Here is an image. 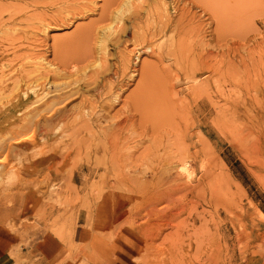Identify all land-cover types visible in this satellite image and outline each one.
<instances>
[{
	"label": "rangeland",
	"instance_id": "374dc122",
	"mask_svg": "<svg viewBox=\"0 0 264 264\" xmlns=\"http://www.w3.org/2000/svg\"><path fill=\"white\" fill-rule=\"evenodd\" d=\"M120 1L0 0V200L28 214L7 224L16 260L45 264L20 250L50 233L53 264H264V0ZM51 80L79 91L53 126L19 104Z\"/></svg>",
	"mask_w": 264,
	"mask_h": 264
},
{
	"label": "bare ground",
	"instance_id": "6f19581e",
	"mask_svg": "<svg viewBox=\"0 0 264 264\" xmlns=\"http://www.w3.org/2000/svg\"><path fill=\"white\" fill-rule=\"evenodd\" d=\"M127 1H129V0H122V2H121V5H120V7L122 6V4L124 5L125 4V6L127 5V4H129V3H126ZM156 1V0H155ZM158 2H160L159 0H157ZM130 2V1H129ZM147 2V1H146ZM145 2V3H146ZM148 3H149V1H148ZM151 3V2H150ZM153 3H155L154 2V0H152V3H151V5L153 4ZM144 4V3H143ZM143 4H141V5H143ZM119 5V4H118ZM117 5V6H118ZM141 5H139V7L141 8H144L143 6H141ZM162 5V4H161ZM176 5V4H175ZM149 6V5H148ZM157 6V5H156ZM159 6V5H158ZM124 7V6H123ZM138 7V6H137ZM137 7H136V9H137ZM117 8V7H116ZM139 8V9H140ZM147 8V7H146ZM8 9H9V6H8ZM119 9H121V8H119ZM138 9V10H139ZM145 9V8H144ZM151 9V8H150ZM149 8H147V10H150ZM153 9V8H152ZM159 9V12H161L160 10V8H158ZM5 10V9H4ZM122 10V9H121ZM141 10V9H140ZM139 10V11H140ZM146 10V9H145ZM146 10V11H147ZM162 10H164L163 8H162ZM120 11V10H119ZM119 11L118 10H115V11H113L111 14H110V21H111V26H112V22H113V20L117 17L116 15H117V13H119ZM138 11V12H139ZM146 11H142L143 13H146V16H147V14L149 13V11H148V13L146 12ZM151 11V10H150ZM154 11V10H153ZM156 11V13H157V10H155ZM138 12H136V14H138ZM158 12V13H159ZM162 12H164V11H162ZM140 13V12H139ZM151 13V12H150ZM141 14V13H140ZM152 14V13H151ZM159 14H161V13H159ZM139 15V14H138ZM145 14H143V16H144ZM156 15V14H155ZM167 15V14H166ZM166 15H163V16H165L166 18H168V23H169V20H170V18L169 17H167ZM116 16V17H115ZM136 16V15H135ZM134 16V17H135ZM148 16H149V14H148ZM159 16V15H158ZM162 16V15H161ZM115 17V18H114ZM145 17V16H144ZM139 18H141V17H139ZM139 18H138V20H139ZM158 18V17H157ZM162 18V17H161ZM165 19V18H164ZM138 20L136 21V19L134 20V21H136V23L138 22ZM157 20V19H156ZM173 20V19H172ZM164 21V20H163ZM163 21H161L162 23H163ZM157 22V21H156ZM166 22V21H165ZM165 22H164V24H165ZM174 22V21H173ZM177 22V21H176ZM164 24H163V27L164 28H166V24H165V26H164ZM174 24V23H173ZM130 25H133L132 23H130ZM136 25V24H135ZM159 25H160V28L162 29L163 27H162V24H160L159 23ZM111 26H110V28H111ZM171 26H172V23H171ZM170 26V27H171ZM173 27V26H172ZM104 28H106L107 30H109V26H108V24H107V26L106 27H104ZM132 28H134L133 26H132ZM106 29H104V30H106ZM129 29H131L130 27H129ZM103 30V29H102ZM113 30V29H112ZM111 29H110V31H112ZM163 30L164 29H162V31L161 32H163ZM101 31V30H100ZM123 31V30H122ZM106 32V31H105ZM115 32V31H114ZM160 32V31H159ZM108 33H109V31H108ZM127 33V32H126ZM132 33V32H131ZM111 34H113V33H111ZM118 34V33H117ZM5 36V35H4ZM100 35L98 34V37H99ZM108 36H109V34H108ZM10 37V36H9ZM103 37H104V35H103ZM120 37V36H119ZM10 38H12V37H10ZM106 38H107V36H106ZM115 39V38H114ZM98 40V39H97ZM103 41V40H102ZM102 41H100V43L102 42ZM109 41V40H108ZM114 41V40H113ZM117 41V40H116ZM111 42V41H110ZM103 43V42H102ZM118 44V43H117ZM147 51V50H146ZM98 52H100L99 50H98ZM129 53V52H128ZM95 54V53H94ZM98 54V53H97ZM130 54V53H129ZM132 54H130V56H131ZM97 56H99V55H97ZM129 56V55H128ZM127 56V57H128ZM130 56L128 57V58H130ZM100 57V56H99ZM117 58V57H116ZM101 59H103V58H101ZM137 59V58H136ZM24 61V60H23ZM105 61V60H104ZM118 61V60H117ZM101 60L99 61V59H97V57H95V59H94V61L92 62V64H96L95 65V67L96 68H101L102 69V65H101ZM106 62V61H105ZM37 63V62H36ZM28 64V63H27ZM91 64V66H93ZM120 64V63H119ZM105 65V64H104ZM34 66V65H33ZM61 66V65H60ZM67 66H68V64H67ZM50 67H51V69H50ZM62 67V66H61ZM86 67V66H85ZM88 67H90V65H88ZM88 67H86V69L88 68ZM115 67V66H114ZM44 68V67H43ZM48 68L50 69L49 71H48V73H52V76H53V81H55V80H66V79H68V78H70L71 77V75H69L70 73H68V70H67V68L65 69L66 70V72L64 71V69H59V67H54L53 68V66H51V65H49L48 64ZM120 68V67H119ZM37 69V68H36ZM74 69V68H73ZM82 69V68H81ZM89 69V68H88ZM116 69L118 70V71H114V73H110V74H112V76L115 78L117 75H119V74H117L118 72L120 73V69H118L117 67H116ZM39 70V69H38ZM42 70V69H41ZM84 71H85V69H83ZM90 70V69H89ZM30 71L32 72V69H30ZM75 71V70H74ZM99 71V70H98ZM35 72V71H34ZM37 72H39V71H37ZM43 72H44V74H45V72H47V70L46 71H44V69H43ZM96 73H97V71H95ZM109 73L110 72V69L109 68H103L102 70H100V73H99V75H101L102 77L104 76V78H105V76H106V74L105 73ZM133 72V71H132ZM40 73V72H39ZM42 73V72H41ZM91 73V72H90ZM96 73H94L93 72V76H94V74H96ZM34 74V73H33ZM105 74V75H104ZM36 75H38V74H35V76ZM45 75H47V73L45 74ZM50 75V74H49ZM86 75V74H85ZM109 75V74H108ZM32 76V75H31ZM34 76V75H33ZM32 76V77H33ZM25 77H26V74H25ZM39 76H37V78H38ZM40 77L42 78V77H45L44 75H40ZM38 78L37 80L38 81H40V80H44V79H46L47 78V76H46V78H43V79H41V78ZM85 77V76H84ZM92 76H89V79H91V80H88V82H87V85H86V87L85 88H88L89 86L91 87V84H93V86H95L96 85V82L98 81V80H100V79H97L98 78V75H97V77H96V75L94 76V77H96L95 79H94V77L93 78H91ZM26 78H30V75L29 76H27ZM50 78V77H49ZM88 78V77H87ZM109 78V77H108ZM35 79V78H34ZM81 79V78H80ZM79 79V80H80ZM51 80V81H52ZM58 80H57V82H58ZM103 80V79H102ZM12 81V80H11ZM16 81H17V79H16ZM48 82V84L50 83V85H52V87H54L55 88V90L53 91H50V92H46V90H45V92H43L42 94H40V95H33L34 97H33V99H28V100H25L24 102H19V104H28V106L29 107H31V106H33L34 107V105L35 104H38V105H35L37 108H40V112H43L42 113V117H41V121L42 122H44V123H50L51 125L52 124H54V123H58L59 121H63V118H65V119H67V117H69L70 115L71 116H73V115H76V112H74V110H71V109H68L67 108V103L68 102H66L64 105H61L62 103H64L65 101H68V99L69 98H71V97H73V96H75L76 94H78V92L79 91H76V92H73V93H65L64 92V90L61 88V90L60 89H57L56 88V86H58V85H54V82ZM82 81V80H81ZM109 82H107V83H109L110 84V80H108ZM18 82V81H17ZM34 82H35V80H34ZM106 82V81H105ZM113 82V81H112ZM76 83V82H75ZM113 84V83H112ZM54 85V86H53ZM84 85V84H83ZM78 86V85H77ZM80 87V86H79ZM36 89H37V87H35ZM53 88V89H54ZM85 88H84V90H85ZM109 88H111V85L109 86ZM44 89V88H43ZM65 89V88H64ZM70 89V88H69ZM9 90H10V88H9ZM34 91H36V90H34V89H31V92L32 93H34ZM2 92H3V90H2ZM8 93V92H7ZM16 93V92H15ZM41 93V92H40ZM46 93V94H45ZM50 93H52V94H54V95H50ZM4 96V95H3ZM2 96V97H3ZM8 96V95H7ZM81 96V95H80ZM23 97V96H22ZM31 98V97H30ZM79 98H81L82 99V97H79ZM83 102V101H82ZM72 105V104H71ZM28 106H26V108L28 107ZM56 106H59V109H61L62 108V113H59V114H53V109L56 107ZM36 108V109H37ZM67 108V109H66ZM79 108H80V106H79ZM84 108V107H83ZM32 109V108H31ZM58 109V110H59ZM75 109V111H76V109L77 108H74ZM32 111V110H31ZM35 111V110H34ZM60 111V110H59ZM78 111V110H77ZM83 111V110H82ZM39 112V111H38ZM36 113V112H35ZM79 113V112H78ZM77 113V114H78ZM37 114V113H36ZM82 114V113H81ZM85 114H86V112H85ZM87 114H88V112H87ZM86 114V115H87ZM79 115V114H78ZM82 115H84V114H82ZM82 115H80V117H83ZM86 115H84L85 117H86ZM32 116H34L35 117V115L33 114ZM88 117V116H87ZM29 118V117H28ZM77 118V117H76ZM71 119V118H70ZM89 119V118H88ZM88 119H87V122H88ZM91 120H92V118H91ZM68 121V120H67ZM85 121V120H84ZM27 122V121H26ZM64 122V121H63ZM126 122V120L125 121H123V122H120V123H116L115 124V126L113 127V128H115V131L116 130H118V129H120L122 126H123V123H125ZM59 123H61V122H59ZM91 123V122H90ZM37 124H39V122L37 123ZM53 126V125H52ZM37 127V126H36ZM38 127H39V125H38ZM39 129V128H38ZM40 129H41V127H40ZM55 130V129H54ZM111 130H113V129H111ZM114 131V130H113ZM88 133V132H87ZM117 133V132H116ZM20 139V138H19ZM17 144H18V142H17ZM103 145V144H102ZM83 147V146H82ZM104 148V147H103ZM51 149V148H50ZM112 150V149H111ZM101 153H103V152H101ZM24 154V153H23ZM103 156V155H102ZM87 170L90 172V165H88L87 167ZM117 176V175H116ZM116 180V182L117 183H120L121 181H123L121 178H115ZM121 179V180H120ZM85 182L87 183V181L85 180ZM85 182H84V184H85ZM109 183V182H108ZM68 186V185H67ZM69 187V186H68ZM110 192V191H109ZM75 195V194H74ZM68 201V200H67ZM122 218V217H121Z\"/></svg>",
	"mask_w": 264,
	"mask_h": 264
},
{
	"label": "crops",
	"instance_id": "0c3cea01",
	"mask_svg": "<svg viewBox=\"0 0 264 264\" xmlns=\"http://www.w3.org/2000/svg\"><path fill=\"white\" fill-rule=\"evenodd\" d=\"M27 206V199L15 197L10 203H5L0 200V264H20L18 263L15 245L17 244V237L10 231L7 224L11 221H17L22 216L28 215L25 213ZM32 214V211H31ZM30 222L33 223L32 215ZM80 226L79 217L77 221ZM30 238H37V231L30 226ZM79 229L76 228L74 235H78ZM76 243V241H75ZM62 246L55 239V237L46 233L42 236L40 241H32L29 248L21 249V254L29 253L32 255H41L45 257V264H53L54 257L61 252ZM43 264V262H42ZM63 264H71L69 262Z\"/></svg>",
	"mask_w": 264,
	"mask_h": 264
}]
</instances>
